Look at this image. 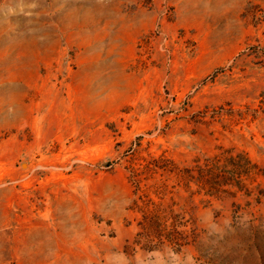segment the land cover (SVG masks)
<instances>
[{
  "label": "rangeland",
  "instance_id": "1",
  "mask_svg": "<svg viewBox=\"0 0 264 264\" xmlns=\"http://www.w3.org/2000/svg\"><path fill=\"white\" fill-rule=\"evenodd\" d=\"M0 264H264V0H0Z\"/></svg>",
  "mask_w": 264,
  "mask_h": 264
},
{
  "label": "trees",
  "instance_id": "2",
  "mask_svg": "<svg viewBox=\"0 0 264 264\" xmlns=\"http://www.w3.org/2000/svg\"><path fill=\"white\" fill-rule=\"evenodd\" d=\"M207 168H209V164L205 163L203 166H197V168H190L188 170V172L191 173V175L189 176L190 178H188V182L190 181V179L195 178V173L198 171V175L196 176L197 178L203 179L204 177H206V173L208 170H206ZM131 171V175H130V179L132 180V182L134 183L135 187V194L137 195V198L135 199V203L137 205V203L140 201L141 203H146L149 202L150 200H145L142 197V194L144 193V191L142 190L141 187V179L137 176L135 169L130 170ZM146 218H148L149 220L152 219H156L158 218L157 213L155 212H150L148 215L145 216ZM146 231H150V230H146ZM184 232V231H182ZM182 234V233H180ZM147 236H151L150 233H146Z\"/></svg>",
  "mask_w": 264,
  "mask_h": 264
}]
</instances>
